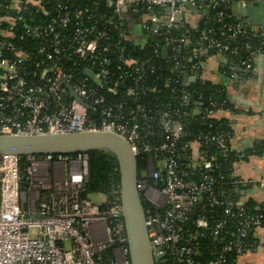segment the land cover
I'll return each instance as SVG.
<instances>
[{
	"label": "built area",
	"instance_id": "obj_1",
	"mask_svg": "<svg viewBox=\"0 0 264 264\" xmlns=\"http://www.w3.org/2000/svg\"><path fill=\"white\" fill-rule=\"evenodd\" d=\"M2 1L13 13L0 15V135L111 132L121 136L136 160L140 158L143 162L137 173L136 189L142 203L148 206L144 210L145 224L150 247L159 257L157 264H196V258L201 255L200 242L206 239V242L211 241L214 251L224 243L216 252L217 256L207 264H234L227 259V254L236 256L237 264H243L242 257L258 246V242L248 238L264 229V214L247 215L244 200L220 199L215 194L216 186L224 180L217 158L234 159L233 164L239 159V152L230 145V133H207L198 135L192 142L180 144L179 140L187 136L183 123L163 110L158 116L160 142L144 140L138 120V115L143 112L140 105L134 110L129 109L126 112L129 119L121 121V117L105 105L101 95L88 89L84 80L73 83L74 73L63 68L61 60L70 55L66 53L70 39L62 32L71 22L65 0L50 3L47 0ZM257 1L105 0V5L114 13L106 23L115 18L120 22L122 9L134 14L143 13L147 22L146 38L139 44L168 35L163 38L164 46L158 47L161 55L166 49L167 55L162 56L174 62L171 70L188 68L187 81L193 78L189 81L193 82L197 74L204 76L205 58L210 54L239 57L237 42L247 31L227 22L226 10L232 4L245 7ZM206 2L218 6L219 10L213 21L209 22L208 17L204 20L196 37L187 30L176 36L169 34L175 26L185 22L187 6L195 9ZM32 14L37 15L32 17L33 24L28 18ZM75 17L81 19L80 13ZM17 25L22 29L18 35ZM94 31L93 26L86 27L79 20L71 39L74 44L71 54L80 60L90 58L93 64L96 63L97 69L85 68L83 73L86 76L85 71L90 70L92 75L87 78L104 88L109 75V60L104 55L108 47L102 46L100 40L106 35ZM26 38L37 41L35 53L42 59L32 58V49L28 50L22 44ZM119 39L128 41L121 30ZM117 48L120 53L124 52L123 47ZM243 51L264 58V39L245 43ZM98 52L103 55L98 56ZM251 56L237 63L245 73L251 70ZM121 61L126 66L136 65L130 58ZM23 65H31L33 71L30 74L24 72ZM140 67L134 71L143 76ZM237 75L231 73L230 78L238 79ZM28 76L39 83H29ZM119 85L120 82H114L106 87V92L117 95ZM125 96L127 100L135 101L136 87H128ZM190 102V92L180 90L177 104L188 108ZM122 107L119 105L117 109L121 111ZM193 111V115L206 120L218 118L220 112L228 110L210 100L206 104H197ZM182 114L189 118L191 112ZM210 145L218 149V155L207 156ZM26 157L27 165L21 170L20 157L0 156V264H131L119 185L111 191L110 197L97 192V200H92L84 196L89 182L85 153ZM232 185L236 190L254 186L264 190V176L255 181L235 177ZM213 208L223 209V215L228 218L210 226ZM187 221L192 223L193 230L185 228ZM232 222H236L237 228L227 241L223 233L230 235V232L224 229ZM99 225L101 232L94 228ZM103 235L104 239L94 240ZM103 253H107L104 258Z\"/></svg>",
	"mask_w": 264,
	"mask_h": 264
},
{
	"label": "trees",
	"instance_id": "obj_2",
	"mask_svg": "<svg viewBox=\"0 0 264 264\" xmlns=\"http://www.w3.org/2000/svg\"><path fill=\"white\" fill-rule=\"evenodd\" d=\"M49 3L52 0H47ZM68 5L69 16L71 18L70 25L67 30L62 32L63 35L70 39V48L66 52L70 54L66 58H62V66L65 70H71L75 78L73 83H77L81 80L87 85V88L94 90L98 95H101L104 98L105 105L111 107L120 117L121 121L129 119V116L126 115V112L129 109L134 110L136 105H140L143 108V112L138 115L139 124L142 127V136L144 140L149 142H160L159 134L161 130L158 125V116L159 112L166 110L171 115H174L179 121L183 123V129L187 133V136L179 140L180 144L183 142H192L198 135H204L207 133H215L218 131L229 132L231 135V130L228 126V123L225 119L220 117H215V119H206L201 120L200 115H193V107L197 104H206L210 100L218 102L220 107L228 111H234L230 100L227 99V94L225 89L221 84L213 83L211 80L207 79L205 76H200L197 74V78L193 82L187 81V76H190L188 68L182 70H171L174 66V62L170 58H163L161 55V49L158 47L164 46L163 38L167 37H155L153 39H148L147 43L140 45L139 43L133 44L129 41H124L119 39L120 30L121 33L123 28L120 27L121 22H118L115 18V21L111 23H106V20L114 16L112 9L108 8L105 5V0H65ZM6 2L0 0V15L3 14H12L13 12L9 11L6 7ZM50 6V4H49ZM202 8L207 9L206 17L201 21L197 27H191L189 24L184 22L180 26H175L169 34L179 35L187 30L192 37L197 36V30L202 28L204 20L209 18V22L215 19V13L219 10V7H214L210 2H206L201 5ZM80 13L81 19L75 17L76 14ZM27 14H25V17ZM37 15L32 14L30 17V22L33 24L32 17ZM236 13L233 12L230 8L226 10V21L234 25H238L236 21ZM81 20L86 27H94L95 34L105 33V37L101 38L100 44L102 46H107L108 51L104 53L109 60V65L107 66L109 70L108 83L107 86H111L114 82H120L118 86V94L110 95L106 92V87L104 88L94 84L91 80L84 75L83 70L85 68H90L92 70L97 69L96 63L93 64V60L86 58L84 60L78 59L76 56L71 54V50L74 47L71 39L73 38L74 32L76 30L77 22ZM208 22V20H207ZM215 27L214 24H209ZM239 26V25H238ZM244 27V26H243ZM242 27V28H243ZM244 29V28H243ZM16 35L21 33V26L15 28ZM247 31V34L241 36L238 39V46L240 48V55L238 58H235L234 61L237 65L238 61L251 56V52H244L243 45L245 43H255L256 40H263L264 36L261 33L254 34L256 37H250V34H253L250 29H244ZM250 35V36H249ZM37 41L26 38L22 44L28 49H32L31 56L35 58L34 60L42 59L39 55L35 53ZM118 46L123 47L124 52L120 53L118 51ZM103 55V53L98 52V56ZM214 56L213 54L205 58V60ZM252 57V56H251ZM122 58H130L136 62V65L126 66L122 63ZM184 63V62H183ZM142 66L143 76L140 72H135L134 69L137 66ZM170 66V68H167ZM23 71L30 74L33 71L31 65L21 66ZM141 76V77H140ZM137 78H140L138 81ZM27 81L31 84H38L39 81L31 76H28ZM136 87L138 91V96L135 101L127 100L125 96V90L128 87ZM188 90L191 94V102L188 108H183L179 106V91ZM222 90V92H221ZM119 105H122L121 111L117 109ZM191 112L189 118L184 117L182 113ZM91 114V110H89ZM260 150V149H259ZM88 157V168H89V182L86 184V191L84 196L88 193H97L103 192L106 196H111V191L119 184L118 170L115 162V158L109 152L95 150L85 153ZM207 156L209 157L212 154H219V151L216 147L210 145L207 147ZM77 154H70L68 156H75ZM137 168L138 171L143 167V162L140 158H137ZM234 159H224L218 157L217 162L221 164V171L224 175V180L222 184L216 186L215 194L218 198H228L230 200L242 199L243 195H240V191L236 190L232 183L235 180L232 171V164ZM236 161V160H235ZM20 168H23L27 165V157H20L19 160ZM192 169V168H190ZM243 200V199H242ZM147 204L143 203L144 210L147 209ZM245 213L247 215H257L264 214V203L261 205H255L250 200H245ZM213 213L211 214L212 218L210 219V226L215 222L222 219H227L228 217L223 215V209L213 208ZM210 215V214H208ZM190 220H193V217H190ZM185 228L188 231L193 230V225L190 221L185 222ZM237 228L236 222H232L225 227L229 234L223 233V236H227L226 240H231V237ZM229 235V236H228ZM249 241L257 240L254 234L248 238ZM200 242L201 255L196 258V264H207L212 261V259L217 256L216 252L219 251L221 246H217V249L214 251L211 241ZM206 242V243H205ZM251 251L254 248L250 249ZM107 253H103L102 257H106ZM227 259L237 264L236 256L227 254Z\"/></svg>",
	"mask_w": 264,
	"mask_h": 264
},
{
	"label": "crops",
	"instance_id": "obj_3",
	"mask_svg": "<svg viewBox=\"0 0 264 264\" xmlns=\"http://www.w3.org/2000/svg\"><path fill=\"white\" fill-rule=\"evenodd\" d=\"M206 15L207 9L201 6L187 8L184 20L191 27H197ZM119 19L124 36L130 43L145 40L147 22L143 13L134 14L122 9ZM243 28L250 29L253 34L260 33L247 21ZM250 65L251 70L245 73L232 57L214 55L207 60L204 76L222 85L234 110L218 114V117L226 120L231 130L230 145L239 152V159L232 166L233 176L255 181L264 176V58L252 56ZM231 73H237L238 79H231ZM245 191L244 194L240 193L244 201L248 199L256 206L264 203V190L254 186ZM94 228L102 231L100 225ZM254 236L258 246L242 257L243 264H264V229L255 232ZM104 238L105 235L94 240Z\"/></svg>",
	"mask_w": 264,
	"mask_h": 264
},
{
	"label": "water",
	"instance_id": "obj_4",
	"mask_svg": "<svg viewBox=\"0 0 264 264\" xmlns=\"http://www.w3.org/2000/svg\"><path fill=\"white\" fill-rule=\"evenodd\" d=\"M254 6L258 11L249 12V8L252 9ZM187 8L191 9L190 6ZM230 9L236 13L239 27L242 28L247 21L264 34V0H258L254 5L247 4L245 7L232 4ZM162 55L164 57L167 55L166 49L162 50ZM85 74L88 77L92 75L90 70H86ZM94 82L96 83L97 80ZM71 95L78 100L72 92ZM95 150L109 152L115 158L128 257L131 264H157L159 257L150 247L143 203L136 189L138 173L136 157L124 138L111 132H77L40 136L0 135V156L70 155ZM239 191L241 194L246 192Z\"/></svg>",
	"mask_w": 264,
	"mask_h": 264
},
{
	"label": "rangeland",
	"instance_id": "obj_5",
	"mask_svg": "<svg viewBox=\"0 0 264 264\" xmlns=\"http://www.w3.org/2000/svg\"><path fill=\"white\" fill-rule=\"evenodd\" d=\"M251 8V7H250ZM249 8V12H253V11H258L257 7L254 6L252 7V9ZM86 197L92 199V200H97V195H96V192L95 193H88L86 194Z\"/></svg>",
	"mask_w": 264,
	"mask_h": 264
}]
</instances>
